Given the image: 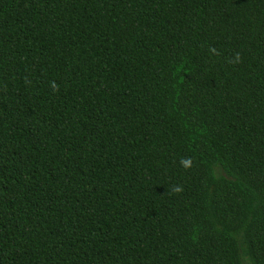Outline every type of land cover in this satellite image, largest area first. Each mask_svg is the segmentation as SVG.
I'll return each mask as SVG.
<instances>
[{
  "label": "trees",
  "instance_id": "16d2710c",
  "mask_svg": "<svg viewBox=\"0 0 264 264\" xmlns=\"http://www.w3.org/2000/svg\"><path fill=\"white\" fill-rule=\"evenodd\" d=\"M0 264H264V0H0Z\"/></svg>",
  "mask_w": 264,
  "mask_h": 264
}]
</instances>
